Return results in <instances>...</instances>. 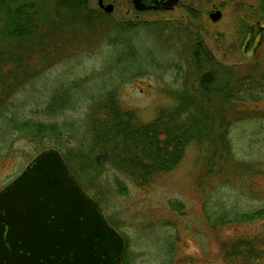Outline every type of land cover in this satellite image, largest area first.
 Here are the masks:
<instances>
[{"label": "rangeland", "instance_id": "1", "mask_svg": "<svg viewBox=\"0 0 264 264\" xmlns=\"http://www.w3.org/2000/svg\"><path fill=\"white\" fill-rule=\"evenodd\" d=\"M88 4L96 8V0H88ZM215 9L221 15L212 19L209 13ZM124 10L115 6L112 16L102 12L103 28L83 25L82 37L63 47V57L50 64L39 63V68H45L38 72L40 76L26 80L11 94L16 100L14 117L22 110L25 115L85 124L94 98L110 93L121 109L134 112V123L150 120L159 107L175 102L170 91L181 79L165 60L177 49L159 39L151 27L161 30L167 18H180L192 26L220 61L236 64L252 59L264 73V36L254 54L250 46L254 31L264 33L257 26L264 25V0H177L168 9L133 7L129 23L136 26L118 34L109 23L118 20ZM120 38V43L125 40L121 45L139 55L151 47L156 54L164 52L160 67L140 58L129 62V68H122L125 63L120 62L122 67L107 71L104 58L111 55L112 60L122 51L108 41ZM63 81L75 85L76 102L51 115L43 113L41 107ZM257 97L258 106L254 102L244 106L253 116L233 124L230 147L207 139L190 142L173 167L154 174L144 184L111 168L104 154L100 159L106 163L99 173L82 169L79 157L74 159L86 192L97 199L108 222L124 237L120 264H264V211L248 216L264 209V86ZM7 124L6 118L1 119L2 128ZM3 130L0 187L42 148L41 140L25 136L21 130L11 134ZM71 133L65 131L61 140L75 144Z\"/></svg>", "mask_w": 264, "mask_h": 264}, {"label": "trees", "instance_id": "2", "mask_svg": "<svg viewBox=\"0 0 264 264\" xmlns=\"http://www.w3.org/2000/svg\"><path fill=\"white\" fill-rule=\"evenodd\" d=\"M102 20L103 13L90 7L88 0H0V130H6H3L4 134L21 130L25 136L41 140V150L55 146L85 191L88 190L75 166L77 160L74 159L78 157L82 169L99 173L106 163L100 159L104 154L111 168L128 175L138 184H144L154 174L173 167L190 142L207 139L217 142L220 147L231 146L229 133L233 124L253 116L244 106L250 102L258 106L255 101L259 99L258 89L264 86V73L252 59L236 64L220 61L211 53L203 36L176 17L162 22L161 30L158 26H151L159 39L166 41L167 45L170 42L177 49L170 59L165 57V60L181 79L170 91L175 102L159 107L150 120L134 123V112L121 109L110 93L94 98L85 124L74 119L58 122L25 115L22 110L20 116L14 117L16 100L11 94L16 88L26 80L40 76L38 72L45 68L43 65L39 68V63L50 64L61 55L63 57V47L82 37L83 25L93 23L101 29L105 25ZM109 25L118 34L136 26L123 20H115ZM257 26L264 28L262 24ZM263 36L262 32L252 33L250 46L253 54L259 50ZM120 40L108 41L109 45L122 51L120 56H112V60L111 55L104 58L107 71L122 67L120 62L125 63L122 68H129V62L140 58L160 67L164 52L156 54L151 47L146 54L139 55L121 45L125 40L122 43ZM74 88L75 85L63 81L45 101L41 111L51 115L56 110L72 106L76 102ZM3 118L8 121L5 128L1 127ZM65 131L72 132L75 144L61 140ZM261 211L264 209L259 208L248 216Z\"/></svg>", "mask_w": 264, "mask_h": 264}, {"label": "water", "instance_id": "3", "mask_svg": "<svg viewBox=\"0 0 264 264\" xmlns=\"http://www.w3.org/2000/svg\"><path fill=\"white\" fill-rule=\"evenodd\" d=\"M176 1L154 6L168 9ZM124 246L55 147L38 151L0 187V264H120Z\"/></svg>", "mask_w": 264, "mask_h": 264}, {"label": "flooded vegetation", "instance_id": "4", "mask_svg": "<svg viewBox=\"0 0 264 264\" xmlns=\"http://www.w3.org/2000/svg\"><path fill=\"white\" fill-rule=\"evenodd\" d=\"M156 1L158 0H96V8L99 11L112 16L115 6H122L125 8V12L117 17V19L130 21L133 18V7L139 10L163 9L162 7L154 6Z\"/></svg>", "mask_w": 264, "mask_h": 264}]
</instances>
